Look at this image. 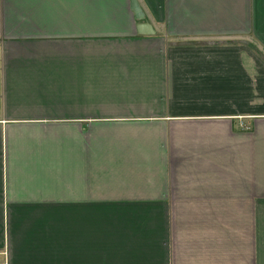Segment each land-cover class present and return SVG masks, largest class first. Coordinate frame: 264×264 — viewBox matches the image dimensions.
I'll return each mask as SVG.
<instances>
[{"label":"crops","instance_id":"0c3cea01","mask_svg":"<svg viewBox=\"0 0 264 264\" xmlns=\"http://www.w3.org/2000/svg\"><path fill=\"white\" fill-rule=\"evenodd\" d=\"M138 2L0 0L8 264H264V0Z\"/></svg>","mask_w":264,"mask_h":264},{"label":"water","instance_id":"95a60500","mask_svg":"<svg viewBox=\"0 0 264 264\" xmlns=\"http://www.w3.org/2000/svg\"><path fill=\"white\" fill-rule=\"evenodd\" d=\"M131 7H132L133 10H135L137 12L138 17L140 19H143L144 18L143 12L140 11V7H139L138 0H131ZM137 27H138L139 31L140 32L142 31L143 33H151V32H153V30L150 29V24L148 22H146V21L140 22L137 25ZM143 27H144V29L142 30L141 28H143Z\"/></svg>","mask_w":264,"mask_h":264},{"label":"built area","instance_id":"2783aa9c","mask_svg":"<svg viewBox=\"0 0 264 264\" xmlns=\"http://www.w3.org/2000/svg\"><path fill=\"white\" fill-rule=\"evenodd\" d=\"M0 93H1V86H0ZM1 106V101H0ZM0 256L3 257L2 260H0V264H8V251L6 248L0 249Z\"/></svg>","mask_w":264,"mask_h":264}]
</instances>
